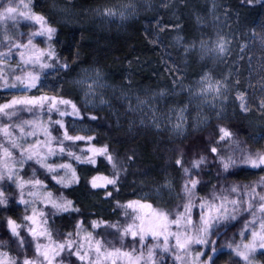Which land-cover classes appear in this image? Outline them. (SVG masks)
Returning a JSON list of instances; mask_svg holds the SVG:
<instances>
[{
  "label": "clouds",
  "instance_id": "9594fccd",
  "mask_svg": "<svg viewBox=\"0 0 264 264\" xmlns=\"http://www.w3.org/2000/svg\"><path fill=\"white\" fill-rule=\"evenodd\" d=\"M0 264H264V0H0Z\"/></svg>",
  "mask_w": 264,
  "mask_h": 264
}]
</instances>
